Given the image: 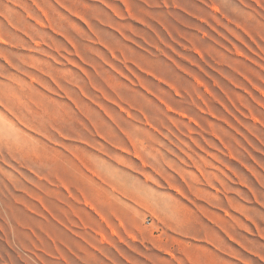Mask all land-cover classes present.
<instances>
[{
  "label": "rangeland",
  "instance_id": "rangeland-1",
  "mask_svg": "<svg viewBox=\"0 0 264 264\" xmlns=\"http://www.w3.org/2000/svg\"><path fill=\"white\" fill-rule=\"evenodd\" d=\"M0 37V264H264V0H0Z\"/></svg>",
  "mask_w": 264,
  "mask_h": 264
},
{
  "label": "bare ground",
  "instance_id": "bare-ground-1",
  "mask_svg": "<svg viewBox=\"0 0 264 264\" xmlns=\"http://www.w3.org/2000/svg\"><path fill=\"white\" fill-rule=\"evenodd\" d=\"M1 37H2V36H1ZM1 37H0V38H1ZM1 39H2V38H1ZM1 39H0V40H1ZM3 39H4V38H3ZM3 39H2V42H4V40H3ZM5 42H6V41H5ZM256 230H257V229H256Z\"/></svg>",
  "mask_w": 264,
  "mask_h": 264
}]
</instances>
